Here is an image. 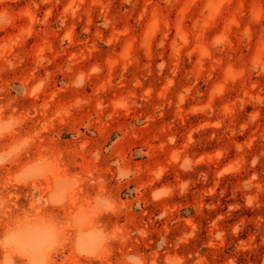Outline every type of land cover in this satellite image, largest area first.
<instances>
[{"label":"rangeland","instance_id":"rangeland-1","mask_svg":"<svg viewBox=\"0 0 264 264\" xmlns=\"http://www.w3.org/2000/svg\"><path fill=\"white\" fill-rule=\"evenodd\" d=\"M129 256L264 264V0H0V264Z\"/></svg>","mask_w":264,"mask_h":264},{"label":"clouds","instance_id":"clouds-1","mask_svg":"<svg viewBox=\"0 0 264 264\" xmlns=\"http://www.w3.org/2000/svg\"><path fill=\"white\" fill-rule=\"evenodd\" d=\"M221 41L218 39L216 41V43H220ZM163 65H161L162 67ZM95 71V70H94ZM83 80V77H78V83L81 82ZM39 87V86H38ZM11 124V122H9V125ZM189 164V162L186 160L185 161V165ZM143 235V233H141ZM122 264H146V262L142 259H139L137 257H133V256H129L126 258L125 262H122Z\"/></svg>","mask_w":264,"mask_h":264}]
</instances>
